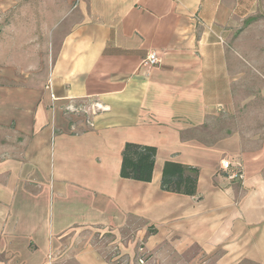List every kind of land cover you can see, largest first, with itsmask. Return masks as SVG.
Instances as JSON below:
<instances>
[{
  "label": "crops",
  "instance_id": "0c3cea01",
  "mask_svg": "<svg viewBox=\"0 0 264 264\" xmlns=\"http://www.w3.org/2000/svg\"><path fill=\"white\" fill-rule=\"evenodd\" d=\"M244 55L264 72V0H0V264H113L99 230L264 264V126H216ZM127 141L156 147L149 182L120 177ZM165 160L195 195L160 189Z\"/></svg>",
  "mask_w": 264,
  "mask_h": 264
},
{
  "label": "rangeland",
  "instance_id": "374dc122",
  "mask_svg": "<svg viewBox=\"0 0 264 264\" xmlns=\"http://www.w3.org/2000/svg\"><path fill=\"white\" fill-rule=\"evenodd\" d=\"M243 58L246 62L243 63L245 70L242 72V85L237 88V94L242 100V106L238 109L240 111L238 115L241 117L240 119L238 117L233 119V117L226 116L220 119L216 126L220 127L223 125L227 130L228 128L232 129L234 126H238L236 123H239L243 131L248 132L249 126L253 125L250 118L251 112L258 113L256 115L257 120L253 121H256V124L262 121L263 125H257L259 127L264 126V72L253 70L254 67L249 60L250 58L246 55ZM251 100H253V103H250ZM260 114H263L262 118ZM80 115L78 114V116ZM132 235L131 232H128L125 236L123 234L122 236L119 235V239L123 240L124 244H127ZM89 238L95 243L101 255L113 264H216V260L221 254L219 249L211 255H207L196 246L175 248L165 243L155 247H145L144 238L137 241L134 247L123 248L115 241L117 235L109 230L92 231L89 233ZM1 257L3 256L0 254ZM243 264L255 263L245 261Z\"/></svg>",
  "mask_w": 264,
  "mask_h": 264
},
{
  "label": "trees",
  "instance_id": "16d2710c",
  "mask_svg": "<svg viewBox=\"0 0 264 264\" xmlns=\"http://www.w3.org/2000/svg\"><path fill=\"white\" fill-rule=\"evenodd\" d=\"M155 154L156 147L153 145L125 142L121 150L120 177L149 182ZM198 172L197 167L165 160L161 167L159 187L163 191L193 196L197 191ZM154 231L152 226L148 227L149 233Z\"/></svg>",
  "mask_w": 264,
  "mask_h": 264
},
{
  "label": "built area",
  "instance_id": "2783aa9c",
  "mask_svg": "<svg viewBox=\"0 0 264 264\" xmlns=\"http://www.w3.org/2000/svg\"><path fill=\"white\" fill-rule=\"evenodd\" d=\"M160 62L155 52H149L141 61V64L147 67L156 66ZM220 168L225 171V175L229 180H236L242 178L241 167L232 164L227 159L220 161ZM141 261V259H140Z\"/></svg>",
  "mask_w": 264,
  "mask_h": 264
}]
</instances>
